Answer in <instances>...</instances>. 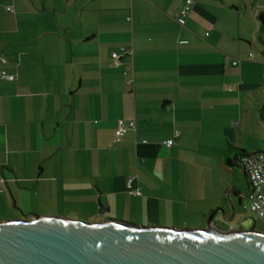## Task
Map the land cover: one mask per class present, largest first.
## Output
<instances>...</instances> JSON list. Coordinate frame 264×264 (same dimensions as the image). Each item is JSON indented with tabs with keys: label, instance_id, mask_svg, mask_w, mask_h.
Returning <instances> with one entry per match:
<instances>
[{
	"label": "crops",
	"instance_id": "crops-1",
	"mask_svg": "<svg viewBox=\"0 0 264 264\" xmlns=\"http://www.w3.org/2000/svg\"><path fill=\"white\" fill-rule=\"evenodd\" d=\"M182 2L0 0V218L255 227L226 197L264 153V0Z\"/></svg>",
	"mask_w": 264,
	"mask_h": 264
},
{
	"label": "water",
	"instance_id": "water-1",
	"mask_svg": "<svg viewBox=\"0 0 264 264\" xmlns=\"http://www.w3.org/2000/svg\"><path fill=\"white\" fill-rule=\"evenodd\" d=\"M247 190L248 184L238 191L236 203L226 197L232 212ZM213 216L209 213L201 228L55 215L4 220L0 264H264V233L218 230L211 225Z\"/></svg>",
	"mask_w": 264,
	"mask_h": 264
},
{
	"label": "built area",
	"instance_id": "built-area-1",
	"mask_svg": "<svg viewBox=\"0 0 264 264\" xmlns=\"http://www.w3.org/2000/svg\"><path fill=\"white\" fill-rule=\"evenodd\" d=\"M192 2L193 0H183L179 5L177 13L174 16V19L179 26L185 24ZM119 50L123 53L126 52L124 46H121ZM117 56V52H111V57L113 59H116ZM249 56H252V54L249 53ZM235 63L236 61L232 62V64ZM0 77L7 80L15 79L14 74H9L2 69H0ZM134 127L135 124L133 120L119 122L113 130L112 141H116L119 137L129 130H132ZM172 142L173 139L168 138L164 141V144L169 146ZM239 164L243 167L248 182V190L241 205L246 212L251 213L254 217L264 221V153L256 152L254 154L241 155L239 157ZM132 179V176L127 177L126 190L131 195H139L140 189L139 187L132 186Z\"/></svg>",
	"mask_w": 264,
	"mask_h": 264
},
{
	"label": "rangeland",
	"instance_id": "rangeland-1",
	"mask_svg": "<svg viewBox=\"0 0 264 264\" xmlns=\"http://www.w3.org/2000/svg\"><path fill=\"white\" fill-rule=\"evenodd\" d=\"M245 198V197H244ZM242 209H243V207H242ZM244 210V209H243ZM34 212V211H33ZM35 214H38V213H36V212H34ZM39 215H42V214H39ZM43 215H46V214H43ZM242 218L244 217V215L247 217L246 218V221L244 222L245 223V225H246V222L248 221V224H252L253 223V221H255L254 222V224H255V227L253 228L254 230H256V231H259V232H261V233H264V221H262L261 219H259V218H257V217H254L251 213H248V212H245V211H243L242 212ZM113 218H117V219H123V218H120V217H113ZM13 219H18V218H13ZM72 219H75V220H81V221H87V222H92V221H99V220H101V218H97V219H92V220H82V219H80V218H72ZM1 220H8L6 217H2V218H0V221ZM125 220H128V221H130L129 219H125ZM132 222V221H131ZM143 224H149V223H143ZM195 225H190V226H186V227H192V228H196L197 226H198V223L197 222H195L194 223ZM160 225H162V224H160ZM149 226H153V225H149ZM169 226V225H168ZM170 226H173V227H176V228H182V227H185L184 225H182L181 223H179V225H176V224H171ZM247 226V225H246ZM249 226V225H248ZM251 226V225H250ZM249 228V227H248Z\"/></svg>",
	"mask_w": 264,
	"mask_h": 264
},
{
	"label": "trees",
	"instance_id": "trees-1",
	"mask_svg": "<svg viewBox=\"0 0 264 264\" xmlns=\"http://www.w3.org/2000/svg\"><path fill=\"white\" fill-rule=\"evenodd\" d=\"M245 154H248V153L240 150L239 153L236 155L235 162L239 163V157Z\"/></svg>",
	"mask_w": 264,
	"mask_h": 264
}]
</instances>
